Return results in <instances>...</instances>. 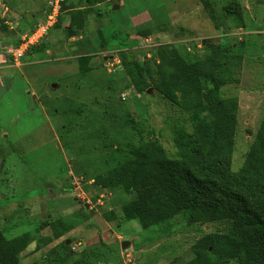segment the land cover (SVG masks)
I'll list each match as a JSON object with an SVG mask.
<instances>
[{
	"label": "rangeland",
	"instance_id": "374dc122",
	"mask_svg": "<svg viewBox=\"0 0 264 264\" xmlns=\"http://www.w3.org/2000/svg\"><path fill=\"white\" fill-rule=\"evenodd\" d=\"M55 8L15 62L8 47ZM0 39L11 43L0 72V228L31 234L19 264H203L195 242L229 221L162 217L161 203L126 220L136 192L108 178L151 141L181 158L175 137L193 132L187 105L197 97L175 80L174 50L201 60L224 100L238 98L231 168L251 171L264 117V0H0ZM58 219L70 227L60 237Z\"/></svg>",
	"mask_w": 264,
	"mask_h": 264
},
{
	"label": "trees",
	"instance_id": "16d2710c",
	"mask_svg": "<svg viewBox=\"0 0 264 264\" xmlns=\"http://www.w3.org/2000/svg\"><path fill=\"white\" fill-rule=\"evenodd\" d=\"M151 31L147 28L143 35ZM167 46L172 49V45ZM216 46L225 52L231 50L226 45ZM173 62L175 80L197 97L187 105L193 132L175 137L180 159L167 158L151 141L113 171L108 183L136 192L123 205V217H151L156 204L161 203L158 213L162 217L186 211L188 223L227 220L230 226L226 232H208L195 242L198 259L209 264L213 255L219 262L236 259L238 264H264V117L248 154L251 171L247 167L232 170L238 98L221 97L217 77L204 70L201 60L174 50ZM69 229L62 219L53 224L56 237ZM30 239V233L8 238L0 228V264H19L20 253ZM46 260L44 264H53L49 257Z\"/></svg>",
	"mask_w": 264,
	"mask_h": 264
},
{
	"label": "built area",
	"instance_id": "2783aa9c",
	"mask_svg": "<svg viewBox=\"0 0 264 264\" xmlns=\"http://www.w3.org/2000/svg\"><path fill=\"white\" fill-rule=\"evenodd\" d=\"M57 8L53 10V13L49 16V21L47 24L41 25L36 28L30 35H26L22 38V42L19 45H11L8 47V54L11 58L18 62L22 60L25 51L32 45L37 44L41 38L46 34L48 26L55 22Z\"/></svg>",
	"mask_w": 264,
	"mask_h": 264
},
{
	"label": "crops",
	"instance_id": "0c3cea01",
	"mask_svg": "<svg viewBox=\"0 0 264 264\" xmlns=\"http://www.w3.org/2000/svg\"><path fill=\"white\" fill-rule=\"evenodd\" d=\"M3 39H0V72L2 73V76L8 74V70L11 67V64L8 63L9 58L7 56V50L2 46Z\"/></svg>",
	"mask_w": 264,
	"mask_h": 264
},
{
	"label": "water",
	"instance_id": "95a60500",
	"mask_svg": "<svg viewBox=\"0 0 264 264\" xmlns=\"http://www.w3.org/2000/svg\"><path fill=\"white\" fill-rule=\"evenodd\" d=\"M5 43L3 42L2 46H10L11 45L10 42H5ZM86 207H88V205ZM128 245H129V242L128 241H124L123 242V247H127Z\"/></svg>",
	"mask_w": 264,
	"mask_h": 264
}]
</instances>
